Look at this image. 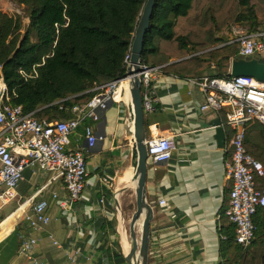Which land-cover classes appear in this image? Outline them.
<instances>
[{"label":"crops","instance_id":"crops-1","mask_svg":"<svg viewBox=\"0 0 264 264\" xmlns=\"http://www.w3.org/2000/svg\"><path fill=\"white\" fill-rule=\"evenodd\" d=\"M225 65L224 71L229 74L230 61ZM188 80L159 74L152 85L154 106L145 113L147 137H171L174 143L168 162L148 163L146 199L154 211L148 264L220 262L221 215L228 207L231 190L226 164L230 160L227 154L232 130L224 127L223 111L199 110L203 96ZM120 94L117 103L109 102L103 110H97V120L88 119L102 141L88 148L82 127L70 135L68 149L83 154L87 170L86 186L71 209L59 207V201L67 198L61 180H52L51 173L37 169L24 170L16 199L0 210V264H30L18 254L20 242L30 237L38 240L34 255L44 264H108L104 241H99V223L113 217L111 210L117 208V196L128 188L120 180L127 170L131 171L127 90L122 89ZM246 129V146L263 159L264 166V132L256 122ZM104 175L112 178L111 189L100 184ZM260 178L264 183V177ZM103 196L105 202L100 204ZM41 199L48 203L46 214L51 221L34 231L25 216ZM159 199L165 200L164 206L157 204ZM51 239L61 248L55 247ZM67 255L75 262H70Z\"/></svg>","mask_w":264,"mask_h":264},{"label":"trees","instance_id":"trees-1","mask_svg":"<svg viewBox=\"0 0 264 264\" xmlns=\"http://www.w3.org/2000/svg\"><path fill=\"white\" fill-rule=\"evenodd\" d=\"M145 1L15 0L29 20L23 34L20 18L0 9V76L10 104L47 122L73 119L71 109L86 105L98 94L95 88L125 77V58ZM230 26L264 30V0H155L141 62L162 66L163 74L180 79H228L225 64L239 58L238 45L226 44ZM85 126L91 127L88 119ZM246 130L245 151L261 163L246 146ZM261 179L255 178L259 190L264 189ZM224 212L219 264H264V210L254 215L256 232L245 248L235 242ZM116 224L115 218L100 221L99 241H104L108 264H126Z\"/></svg>","mask_w":264,"mask_h":264},{"label":"built area","instance_id":"built-area-1","mask_svg":"<svg viewBox=\"0 0 264 264\" xmlns=\"http://www.w3.org/2000/svg\"><path fill=\"white\" fill-rule=\"evenodd\" d=\"M231 32L232 37L226 44L238 45L239 58L264 59V30L248 32L244 28L232 27ZM128 60L129 56H126V65ZM161 69L162 66L148 67L141 64L139 78L143 88L142 107L145 113L152 110V85L162 73ZM33 77H36L35 71ZM188 82L196 86L203 96V104L199 110L223 111L225 125L233 132L229 141L230 160L226 164L231 190L224 216L234 227L235 242L244 248L248 247L256 232L253 217L259 209L264 210V189H257L255 181L256 177H264V169L260 162L246 153L244 136L248 124L252 122L264 127V82L252 77L230 76L227 79L207 75ZM122 89L127 90L126 77L95 88L98 94L86 105L71 109L75 116L73 119L47 122L35 118L33 113L25 114L20 106L10 104V94L0 76V210L16 199V189L23 180L26 169L48 172L52 174V180H61L67 198L59 201V207L62 210L71 209L80 200L86 186L87 170L83 154L68 149L70 135L78 131L85 119L97 120V110H103L109 102H116ZM82 134L88 148L102 141V137L89 126L82 127ZM146 148L147 163L160 165L170 160L174 143L171 137L152 136L147 137ZM99 182L104 189L112 188L113 180L109 175L101 176ZM52 198L56 199L57 195L53 193ZM105 199L103 196L100 204ZM157 204L162 207L165 200L159 199ZM47 208V201L41 199L25 216V221L32 230L39 231L50 223ZM51 241L55 247L61 248L57 241ZM37 244L36 238L23 239L18 250L19 256L30 264H44L34 255ZM67 258L70 262H75L74 257L67 255Z\"/></svg>","mask_w":264,"mask_h":264},{"label":"water","instance_id":"water-1","mask_svg":"<svg viewBox=\"0 0 264 264\" xmlns=\"http://www.w3.org/2000/svg\"><path fill=\"white\" fill-rule=\"evenodd\" d=\"M154 4L155 0H146L144 3L134 31L125 73L128 98L126 133L130 136V186L133 187L135 195V209L129 218L125 231L128 251L126 254L122 252L126 264H148L151 237L150 223L154 212L153 207L146 199L147 126L142 107L143 88L139 78L144 37L149 29ZM229 75L231 77H252L264 82V59L257 57L233 59L230 62ZM214 126L217 127L216 133L220 137L221 128L218 121L215 122ZM138 227L139 236L137 234Z\"/></svg>","mask_w":264,"mask_h":264},{"label":"rangeland","instance_id":"rangeland-1","mask_svg":"<svg viewBox=\"0 0 264 264\" xmlns=\"http://www.w3.org/2000/svg\"><path fill=\"white\" fill-rule=\"evenodd\" d=\"M0 9L3 13L9 16L20 18L22 25L21 34H23L29 23V20L26 17L25 9L22 6L18 5L15 2V0H0ZM231 28L232 27L230 26L229 31ZM31 41L33 42L35 41L34 35H32ZM116 205L117 208L113 207L111 211L113 213L112 218H115L117 222L115 226V231L118 234V228L121 225L125 231L127 230L129 218L135 209V195L132 186L128 185V188L117 196ZM137 234L139 236V228ZM110 239H111L110 242L114 241V237L111 236ZM119 242H120V236H119Z\"/></svg>","mask_w":264,"mask_h":264},{"label":"bare ground","instance_id":"bare-ground-1","mask_svg":"<svg viewBox=\"0 0 264 264\" xmlns=\"http://www.w3.org/2000/svg\"><path fill=\"white\" fill-rule=\"evenodd\" d=\"M120 179V178H119ZM130 180H131V171L127 170L124 174L123 177L121 178V182L125 183V186L130 185ZM139 228V227H138ZM118 234L120 236V248L124 254L127 253L128 251V244H127V238H126V232L122 228V225L119 226L118 228Z\"/></svg>","mask_w":264,"mask_h":264}]
</instances>
